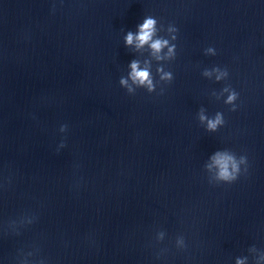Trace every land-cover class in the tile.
<instances>
[{"label":"clouds","instance_id":"9594fccd","mask_svg":"<svg viewBox=\"0 0 264 264\" xmlns=\"http://www.w3.org/2000/svg\"><path fill=\"white\" fill-rule=\"evenodd\" d=\"M156 20L147 17L144 19L143 23L138 26V32L132 33L128 32L125 37L126 45H133L137 49L143 48L144 46H148L151 49L153 55L156 56L157 59H163L160 55L162 50L165 47H168V40L163 38H156ZM175 38V37H174ZM174 47H168V55L171 56L174 52ZM208 52H212L213 49H207ZM131 73L130 78L133 83L137 84L138 86H144L149 89V91L153 90V80L148 68H141L138 61H133L130 65ZM208 75L209 73H205ZM223 75V73L221 74ZM220 76H217V79H220ZM162 79H171L170 73H165L162 76ZM128 81L126 79L121 78L120 84L127 85ZM131 91V89H129ZM236 93L233 92L231 95L228 96L226 103H232L236 99ZM207 117H205L202 113L200 115V120L204 121ZM223 122L221 114L217 113L214 119L207 120V128L209 130H215L218 125ZM213 162L218 168V179L231 182L238 178V174L240 172V164L244 163L247 164L246 156H242L239 161L235 159L233 155L228 153H220L217 152L213 157ZM238 264H242L241 261H238Z\"/></svg>","mask_w":264,"mask_h":264}]
</instances>
